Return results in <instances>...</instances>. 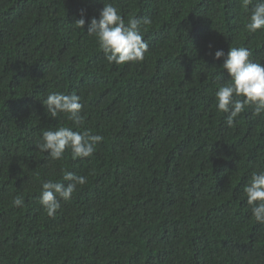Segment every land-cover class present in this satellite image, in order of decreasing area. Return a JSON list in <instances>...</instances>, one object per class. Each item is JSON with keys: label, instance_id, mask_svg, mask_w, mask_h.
Returning <instances> with one entry per match:
<instances>
[{"label": "trees", "instance_id": "1", "mask_svg": "<svg viewBox=\"0 0 264 264\" xmlns=\"http://www.w3.org/2000/svg\"><path fill=\"white\" fill-rule=\"evenodd\" d=\"M104 3L150 18L142 62L109 65L87 34ZM249 14L241 0H0V264H264L243 194L264 169V114L248 107L229 128L215 102L228 80L216 50L264 64ZM53 92L81 97L84 124L47 113ZM61 126L104 139L50 160L35 142ZM62 170L87 182L49 217L41 184Z\"/></svg>", "mask_w": 264, "mask_h": 264}, {"label": "clouds", "instance_id": "2", "mask_svg": "<svg viewBox=\"0 0 264 264\" xmlns=\"http://www.w3.org/2000/svg\"><path fill=\"white\" fill-rule=\"evenodd\" d=\"M252 5L251 8L249 6ZM241 6L248 11L246 30L251 33L264 32V0H241ZM84 11L74 25L84 29ZM151 23L150 18L138 19L122 17L112 3H104L99 18L93 17L88 24L87 34L95 38V42L109 65L135 64L142 62L148 51V42L143 38L142 28ZM211 48V45H209ZM211 54V53H210ZM252 53L247 47H230L225 53L222 49L214 52L215 60L223 59L221 68L226 70L228 80L219 84L215 91L217 111L225 115L227 127L233 128L238 123L237 117L251 107L254 116L264 114V64L254 62ZM223 74L217 77L222 79ZM47 113L52 118L61 114L66 116L72 125L79 127L84 124L81 115L83 104L81 97L75 93H50L42 101ZM101 135H90L87 131H73L70 126L44 130L35 147L41 153H47L50 160H60L65 151L70 150L73 159L89 158L96 151V146L103 141ZM62 181H43L40 189L39 204L49 217H54L61 208V201L72 199L78 186L87 182L85 176L62 170ZM246 203L250 207L255 221L264 225V169L253 171L243 188ZM12 206L21 207L24 200L20 196L12 199Z\"/></svg>", "mask_w": 264, "mask_h": 264}]
</instances>
